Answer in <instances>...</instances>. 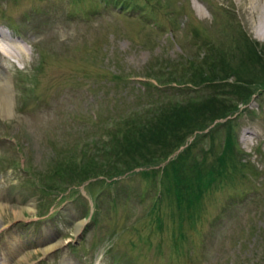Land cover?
Here are the masks:
<instances>
[{
    "label": "rangeland",
    "instance_id": "374dc122",
    "mask_svg": "<svg viewBox=\"0 0 264 264\" xmlns=\"http://www.w3.org/2000/svg\"><path fill=\"white\" fill-rule=\"evenodd\" d=\"M250 2L0 0L18 49L1 54L0 264H264V10ZM204 58L223 77L210 89L170 82ZM150 114L168 127L139 155L100 157ZM135 159L148 163L116 173Z\"/></svg>",
    "mask_w": 264,
    "mask_h": 264
},
{
    "label": "trees",
    "instance_id": "16d2710c",
    "mask_svg": "<svg viewBox=\"0 0 264 264\" xmlns=\"http://www.w3.org/2000/svg\"><path fill=\"white\" fill-rule=\"evenodd\" d=\"M204 57V56H203ZM196 61H195V64H196V67L195 68H193L192 70H190L191 68H187L186 66L187 65H184L182 68H181V71L180 72H182V73H184V74H181V73H178L177 71H175L174 70V72H169V76L171 77L169 80H170V82H175V86H180V85H185V84H188V87H191V88H194L195 90L193 91V92H189V93H193V94H196V96H198L199 94H197V92H198V89L200 88V89H202V88H207V86L209 87V89H210V87H211V85L212 84H214L215 82H217V80H219V78L221 79V78H223V77H221L220 76V74H219V70H218V65H219V63L218 62H214V60L212 59H209L208 60V58H204V59H202V61H197V59H195ZM193 64V63H192ZM199 65V66H198ZM207 66V68L205 69V67ZM207 72H209L208 74H206ZM188 73H190V74H188ZM188 74V75H187ZM198 76L200 77V79L201 78H203L204 77V79H206L207 78V80L206 81H197V80H200V79H198ZM219 78H218V77ZM186 77V79L184 80V78ZM211 80V81H210ZM209 84H208V83ZM177 83V84H176ZM173 85V86H174ZM175 88V87H174ZM243 92L241 93V95L244 93H247L248 92V90L247 89H243L242 90ZM195 96V97H196ZM194 97V96H193ZM242 101H246V98L245 97H243L242 96ZM200 104H204L203 102H200ZM177 117V116H176ZM175 116H174V118H176ZM189 117H191V116H187V118H182L181 120L183 121V122H181L180 124H178V119H177V122H176V124H174L175 126H176V128L177 129H179L180 131H181V133H184V130H182V129H184L183 127H186V125L184 124V122L189 118ZM168 118L169 117H164V118H159L160 119V121H159V119L156 121V122H154L153 120H152V116H151V114L150 115H146V117L143 119V121H140V124H139V128H137V129H135L134 131H123V133H122V135L120 136V138H118V139H115V140H113L112 142H103L102 143V145H99V147H102V146H105V149H101V150H103V153L100 155V157L103 159L104 158V156L105 157H110V155H112L113 154V152L115 151L116 152V150H117V152L120 154V156H121V158H124V156L125 155H127V154H129V153H134V157H135V153L137 154V155H139L138 154V148H139V146L141 145V142L142 141H145L146 140V137H147V134H149V136L150 137H152L153 136V134H154V132L157 130V127L155 126H153V125H155V123H157L156 125H159V126H162V128L163 129H166L168 126ZM127 119V118H126ZM126 119H124V120H126ZM186 119V120H185ZM212 119H217L216 117H214V118H212ZM211 121H213V120H211ZM210 123V122H209ZM114 130L116 129V127H117V125L115 124L114 125ZM199 127H201V126H199ZM191 128H194V127H191ZM197 128V127H196ZM171 130H172V128H171ZM175 134V133H174ZM189 135V134H188ZM187 138H188V136H187ZM186 138V139H187ZM185 139V140H186ZM181 141V140H180ZM179 141V142H180ZM118 148V149H117ZM116 149V150H115ZM225 152V151H224ZM160 153V152H159ZM110 154V155H109ZM94 156L93 157H95L96 159L99 157L98 155L99 154H93ZM143 155V154H142ZM142 155H140V156H142ZM167 155V152L166 151H164L163 152V154H161L160 156H157V155H154L153 154V157H156V158H154V159H156L155 161H152V162H150V163H156L157 161H159V160H161V159H163L165 156ZM179 159V158H178ZM199 161H202V160H199ZM224 161H227V165H224V166H222V163L224 162ZM128 161H125V160H123V164L125 165V168L124 169H122V170H118L116 173H121V172H125V171H128V170H132V169H134L135 168V166H144V165H146L148 162H147V160H145V159H135V161L134 162H132V163H127ZM229 162H230V164H231V160H225L222 156H221V160H220V162H218L217 164H220L223 168L224 167H228L229 166ZM199 163V162H198ZM173 164H176V162H174ZM212 164V163H211ZM217 164H214L213 163V165L214 166H216ZM91 166V170H92V172H95V169L97 168L96 166V164L94 163L93 165L91 164L90 165ZM218 167V166H217ZM93 168V169H92ZM207 168H209L211 171H213V172H215V169L212 167V166H210V167H207ZM219 168V167H218ZM228 169V168H227ZM194 174H195V172H194ZM93 175V174H92ZM92 175H90V176H92ZM114 175V174H113ZM89 176V177H90ZM208 177L209 178H217L216 176H215V174L214 175H211L210 176V174H208ZM194 178H195V175H194ZM193 178V179H194ZM196 179H198L197 177H196ZM195 179V180H196ZM194 180V181H195ZM196 183V182H195ZM210 184V183H209ZM209 186V185H208ZM198 190H196V192H199V195H197L196 194V197L197 196H201V194L203 193V191H205L206 189H207V187H205L204 188V185L201 183L200 184V187L199 188H197ZM214 189V188H213ZM189 195V194H188ZM190 196V195H189ZM188 196V197H189Z\"/></svg>",
    "mask_w": 264,
    "mask_h": 264
},
{
    "label": "bare ground",
    "instance_id": "6f19581e",
    "mask_svg": "<svg viewBox=\"0 0 264 264\" xmlns=\"http://www.w3.org/2000/svg\"><path fill=\"white\" fill-rule=\"evenodd\" d=\"M250 3H251L252 9L256 10V8H263V10H264V0H251ZM262 15L263 16H262L261 22H259L260 25L258 26L257 33L261 38H264V12ZM0 36H2L5 39L6 43L8 44V46H4V44H2V42L0 41V51H1V53H0V69H1V71H5L7 73V75H6V73H5V75L8 77L10 75V72H9L8 66L6 65V63L4 61L5 59L1 54L3 53L7 56H13L11 50L16 52L18 49L16 50V46H14L15 44L13 45L12 42L10 41L9 37H7V35L3 34L1 31H0ZM6 76H5V78L0 77V110L4 114L10 115V113H11L10 108H11V102H12L11 101V89H10V81L8 80V78ZM77 225H78L77 230H80L83 227L82 223H78ZM54 247H55L54 244L46 246V248H44L45 249L44 251L48 252L50 250H53Z\"/></svg>",
    "mask_w": 264,
    "mask_h": 264
}]
</instances>
